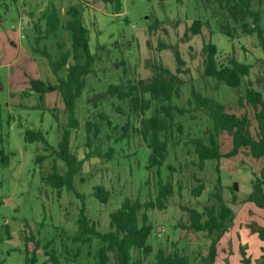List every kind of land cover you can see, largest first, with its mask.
Wrapping results in <instances>:
<instances>
[{"label":"rangeland","instance_id":"374dc122","mask_svg":"<svg viewBox=\"0 0 264 264\" xmlns=\"http://www.w3.org/2000/svg\"><path fill=\"white\" fill-rule=\"evenodd\" d=\"M50 1L59 13L61 26L53 33L40 34L34 25L45 30L42 9ZM121 1V11L115 13L110 2L103 0H0V264H26V258L32 257L33 264H99L97 238L92 237L90 243L73 240L81 208L99 231H107L110 213L125 199L138 198L142 203L154 200L159 177L163 182L171 180L174 192L164 208L146 210L152 224L149 241L153 251L146 257L135 253L139 259L135 264H150L159 248L176 249L188 255L192 264H202L210 238L205 231L188 229L186 208L202 211L205 204L213 202L211 192L219 183L225 202L233 210V219L217 243L213 264H245V258L249 264H261L264 239L259 237V231L264 227V206L248 199V195L263 158H254L247 150H241L232 157L207 160L204 168L198 170L190 139L204 136L212 122L193 106L189 113L175 116L176 125L168 135V153L158 174L156 168L146 167L149 149L136 132L129 130L128 136L120 138L127 118L131 125H136L140 115L130 113L127 103L105 93L109 84L150 78L151 64L159 61L183 80L173 103L187 106L190 89L194 87L224 103L229 111L246 114L255 134L254 109L245 102L239 104L238 99L248 86L260 90L264 98V50L257 33H239L230 39L219 30L216 5L207 0ZM71 4L80 10L81 20L89 29V49L95 61L76 100L77 123L68 127V114L60 94L51 91L40 100L31 89L30 79L55 84L58 76H66V67L57 74L52 71L42 50L46 49L51 60H55L61 51L71 48V32L62 27ZM253 7L260 10L259 25L264 28V0H255ZM194 20L201 21V34L190 33L188 28ZM148 25L155 27L149 31ZM204 41L216 44L219 62L233 55L250 64V72L240 86L231 87L204 75ZM160 42L172 44L173 48H160ZM175 49L184 62L181 67L176 62ZM178 66L181 72L176 73ZM116 107H123V112ZM99 113L105 118L99 117ZM149 113L150 110L144 116ZM87 121L98 127L97 132L93 129L90 133L89 146ZM66 127L71 152L79 159H84L88 151L94 152L84 159L73 181L74 190L64 185L54 187L44 180L43 176L52 171L54 156L35 163L37 154L48 152L41 141L27 142L24 138L26 128L39 129L56 147ZM217 140L222 152L230 150L227 131L220 130ZM108 152L113 153L107 155ZM56 162L63 173L64 164L59 159ZM193 173L205 184L198 196L191 191L196 184ZM234 182L237 189H232ZM96 186L107 190L106 201L97 197L100 193Z\"/></svg>","mask_w":264,"mask_h":264},{"label":"trees","instance_id":"16d2710c","mask_svg":"<svg viewBox=\"0 0 264 264\" xmlns=\"http://www.w3.org/2000/svg\"><path fill=\"white\" fill-rule=\"evenodd\" d=\"M103 1L110 2L113 12L121 11V0ZM254 1L207 0V2L216 5L221 33L230 39L236 38L239 33H257L264 50V28L259 25L261 12L259 9H254ZM66 15L67 20L62 24V27L71 32V48L67 51H61L55 60H51L46 49L42 50V53L49 58L52 71L57 74L61 68L66 67V76H58L55 84L46 83L39 78H31L30 85L31 89L38 93L40 100H43L44 95L51 91H57L60 94L68 114L69 127L77 123L75 116L76 100L86 85L85 76L92 71L95 57L89 49V29L81 20L80 10L71 4L66 10ZM41 18L45 20V30L42 31L38 24L34 25L36 29L39 28L40 34L43 32L46 34L53 33L61 26L59 13L52 1L45 3ZM148 27L149 31H152L155 26L148 25ZM201 28V21L194 20L188 29L192 35H196L201 34ZM59 47L62 48V45L59 44ZM159 47L173 48V45L160 42ZM202 51L204 75L213 77L218 82H224L231 87H238L243 77L250 72V64L237 60L233 55L228 56L225 62H219L217 57L219 51L216 44L211 41H204ZM173 53L177 64L180 67L184 65L179 51L175 49ZM179 66L176 68V73L181 72ZM151 69L152 75L148 79L109 84L105 91L106 94L118 98L124 104L127 103L130 113L133 111L140 115L136 125H131L128 121L129 118H127L120 138L128 136L129 130L136 132L149 149L146 167L148 169L156 168V172L159 174L160 167L168 153V135L176 125L175 116L189 113L191 107L194 106L196 109L202 110L212 122V127L206 130L204 136L190 139L194 147V154L197 157L195 165L198 170L204 168L207 160L232 157L241 150H247L254 158H263V165L257 174L258 176L251 182L252 191L249 193L248 199L259 206H264V98L262 92L248 86L245 94L238 99L239 104L245 102L254 109L256 132L253 134L250 130V120L246 114L237 115L229 111L224 103L203 95L194 87L190 89L187 106L173 103V98L180 94V86L183 80L159 61H153ZM116 110L123 112V107H116ZM149 110L150 113L144 116ZM99 117L105 118V115L99 113ZM86 128L88 133L86 145L89 146L91 144L90 133L93 132V129L97 132L98 127L95 123L87 121ZM177 129L179 132L181 131L180 123L177 124ZM220 130L227 131L231 137V147L227 152L221 151L217 140ZM24 138L27 142L41 141L44 144V151L48 152L47 154H37L34 159L35 163L41 164L48 155L54 156L52 171L43 176L44 180L54 187L64 185L68 190H74V178L81 171L84 159L92 157L94 152L92 150L86 152L84 159H79L71 152L69 146L70 132L67 127L63 129L56 147L49 144L45 134L39 129L26 128ZM111 150L113 151V149ZM112 153L108 152L107 155H112ZM56 159L64 164L63 173L59 172ZM170 168L172 169L171 166ZM193 177L196 184L191 191L198 196L205 184L197 174L193 173ZM156 189L157 193L154 200L142 203L138 198L134 200L125 199L120 207L110 213L109 229L104 232L99 231L96 225L85 216L82 207L81 216L77 220L76 236L73 240L90 243L92 237L97 238L100 242L96 252L99 264H109L111 259L113 260L111 264H135L139 260L135 258V253L138 252L140 257H146L153 251L149 241L152 224L147 217L146 210L154 207L164 208L166 200L174 192V185L171 180L163 182L159 177ZM232 189H237L236 182L233 183ZM96 190L100 193L97 197L106 201L107 190L103 186H96ZM222 190L223 187L220 183L214 186V191L211 192L213 202L205 204L202 211L196 208H186L190 219L188 229L205 231L210 238L208 254L203 258L202 264H213L217 254V243L228 230L233 219V210L225 202ZM141 210L142 212L139 214ZM259 237L264 239V227L259 231ZM131 250H135L133 254ZM33 262V257L26 258V264H33ZM243 262L249 264V259L245 258ZM150 264L192 263L188 255L182 254L176 249L159 248ZM261 264H264V252L262 253Z\"/></svg>","mask_w":264,"mask_h":264},{"label":"built area","instance_id":"2783aa9c","mask_svg":"<svg viewBox=\"0 0 264 264\" xmlns=\"http://www.w3.org/2000/svg\"><path fill=\"white\" fill-rule=\"evenodd\" d=\"M161 231L163 230V228L161 227V229H160ZM160 232V231H159Z\"/></svg>","mask_w":264,"mask_h":264},{"label":"water","instance_id":"95a60500","mask_svg":"<svg viewBox=\"0 0 264 264\" xmlns=\"http://www.w3.org/2000/svg\"><path fill=\"white\" fill-rule=\"evenodd\" d=\"M147 16H145V18H146Z\"/></svg>","mask_w":264,"mask_h":264}]
</instances>
